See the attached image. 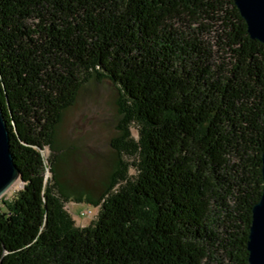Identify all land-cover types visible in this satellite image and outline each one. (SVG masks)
<instances>
[{
  "label": "trees",
  "instance_id": "trees-1",
  "mask_svg": "<svg viewBox=\"0 0 264 264\" xmlns=\"http://www.w3.org/2000/svg\"><path fill=\"white\" fill-rule=\"evenodd\" d=\"M91 74L138 126L137 175L79 229L40 151ZM0 109L24 184L1 201L0 264H247L264 45L232 0H0Z\"/></svg>",
  "mask_w": 264,
  "mask_h": 264
},
{
  "label": "rangeland",
  "instance_id": "rangeland-1",
  "mask_svg": "<svg viewBox=\"0 0 264 264\" xmlns=\"http://www.w3.org/2000/svg\"><path fill=\"white\" fill-rule=\"evenodd\" d=\"M121 94L108 79L87 76L43 151L44 185L79 229L93 224L99 212L100 205L92 206L87 199L115 193L137 175L131 142L138 139V126L120 115ZM23 185L19 181L0 198L1 209V201L13 200ZM87 208L94 215L79 218L78 213Z\"/></svg>",
  "mask_w": 264,
  "mask_h": 264
},
{
  "label": "water",
  "instance_id": "water-1",
  "mask_svg": "<svg viewBox=\"0 0 264 264\" xmlns=\"http://www.w3.org/2000/svg\"><path fill=\"white\" fill-rule=\"evenodd\" d=\"M252 40L264 45V0H232ZM8 132L0 109V198L21 181L8 145ZM262 195L252 208L247 242V264H264V152L261 157Z\"/></svg>",
  "mask_w": 264,
  "mask_h": 264
},
{
  "label": "built area",
  "instance_id": "built-area-1",
  "mask_svg": "<svg viewBox=\"0 0 264 264\" xmlns=\"http://www.w3.org/2000/svg\"><path fill=\"white\" fill-rule=\"evenodd\" d=\"M45 148H44V150H45ZM93 215H94L93 211H91V209H89V208H87L85 210H81L78 213L79 218L90 217V216H93Z\"/></svg>",
  "mask_w": 264,
  "mask_h": 264
},
{
  "label": "bare ground",
  "instance_id": "bare-ground-1",
  "mask_svg": "<svg viewBox=\"0 0 264 264\" xmlns=\"http://www.w3.org/2000/svg\"><path fill=\"white\" fill-rule=\"evenodd\" d=\"M43 151H44V149H43L42 151H40V153H41V155H42V158H43ZM43 162H44V161H43ZM44 167H45V165H44ZM18 182H19V181H16L15 184H17ZM15 184H14V185H15ZM14 185H13V186H14ZM13 186H12V187H13ZM12 187H11L9 190H11ZM9 190H8V191H9ZM8 191H7V192H8ZM7 192H6V193H7ZM6 193H5V194H6Z\"/></svg>",
  "mask_w": 264,
  "mask_h": 264
}]
</instances>
